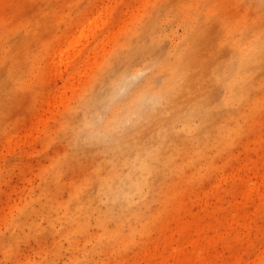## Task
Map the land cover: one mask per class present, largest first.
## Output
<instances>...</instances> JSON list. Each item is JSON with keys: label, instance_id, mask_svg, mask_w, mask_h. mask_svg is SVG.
Listing matches in <instances>:
<instances>
[{"label": "rangeland", "instance_id": "obj_1", "mask_svg": "<svg viewBox=\"0 0 264 264\" xmlns=\"http://www.w3.org/2000/svg\"><path fill=\"white\" fill-rule=\"evenodd\" d=\"M0 264H264L263 0H0Z\"/></svg>", "mask_w": 264, "mask_h": 264}, {"label": "bare ground", "instance_id": "obj_2", "mask_svg": "<svg viewBox=\"0 0 264 264\" xmlns=\"http://www.w3.org/2000/svg\"><path fill=\"white\" fill-rule=\"evenodd\" d=\"M264 4V0H263ZM127 76L126 72L124 71L121 73L117 80H116V87L119 89L120 84L123 79ZM149 84H147V88L145 86H141L137 88L133 93H131L126 99H124L120 104H113L110 110V113L107 114V116L104 118L103 121V128L99 129L98 123L96 121L97 118H102L103 115L99 116V112H92L90 115L86 116V123H88L89 129H87L86 135L88 139H98L99 137H105V139L110 140V138L113 137L114 134H116L118 131H121L122 123L125 117L127 115H136L141 116L143 114L151 116V117H157L158 112L155 109H151L149 105H145L146 99L148 97V91H149ZM192 115V111H184L183 116L185 119H187L189 116ZM189 119V118H188ZM187 119V120H188ZM102 133H101V131ZM117 145L120 144L121 139L117 138ZM142 147H140V150L136 149L135 151L131 152L130 155L126 156L125 158H122L126 162H133L135 165H140V167L144 170L146 168L145 160L141 158ZM139 151V152H138ZM144 151V148H143ZM109 181L105 180L103 182L105 187H109ZM136 188L140 187V182H136L135 184Z\"/></svg>", "mask_w": 264, "mask_h": 264}]
</instances>
